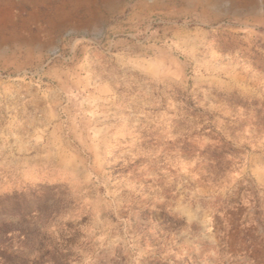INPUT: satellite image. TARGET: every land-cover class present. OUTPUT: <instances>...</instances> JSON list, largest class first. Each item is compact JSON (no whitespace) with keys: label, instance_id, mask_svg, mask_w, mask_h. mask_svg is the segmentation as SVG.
<instances>
[{"label":"rangeland","instance_id":"374dc122","mask_svg":"<svg viewBox=\"0 0 264 264\" xmlns=\"http://www.w3.org/2000/svg\"><path fill=\"white\" fill-rule=\"evenodd\" d=\"M0 264H264V0H0Z\"/></svg>","mask_w":264,"mask_h":264}]
</instances>
